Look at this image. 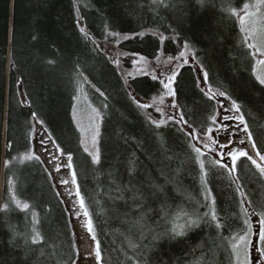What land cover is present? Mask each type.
<instances>
[{"label":"trees","instance_id":"1","mask_svg":"<svg viewBox=\"0 0 264 264\" xmlns=\"http://www.w3.org/2000/svg\"><path fill=\"white\" fill-rule=\"evenodd\" d=\"M250 1L0 0V264L79 261L68 207L36 144L56 149L67 164L71 154L68 168L94 226L98 264H236L230 243L245 234L248 213L264 220V177L246 157L232 176L196 144L214 126L215 96L223 92L264 155V85L230 12ZM180 51L187 63L175 59ZM126 55L154 62L161 79L178 73L172 116L179 121L183 114L196 140L181 123H150L153 107L139 108L129 93L150 104L165 91L149 74L125 78ZM92 85L104 95L91 97ZM80 89L99 102V164L85 152L73 118ZM226 127L233 129L232 122ZM190 144L205 153L206 186ZM33 154L40 159L26 158ZM13 193L28 210L16 206ZM213 208L220 228L210 220ZM185 214L200 224L174 237L173 225L183 224ZM33 228L43 238L36 245Z\"/></svg>","mask_w":264,"mask_h":264},{"label":"rangeland","instance_id":"2","mask_svg":"<svg viewBox=\"0 0 264 264\" xmlns=\"http://www.w3.org/2000/svg\"><path fill=\"white\" fill-rule=\"evenodd\" d=\"M259 0H251L248 2L250 5L258 4ZM250 11L256 12L257 10L255 8H250ZM238 15H243V5L238 9ZM238 15H236V19L238 21V25L241 29V25L238 19ZM264 21V7H260L259 12L256 16L251 17L250 20L246 23V26L249 28L255 27L257 29L256 38L253 39L250 37L248 39V43H256L259 46V41L264 38L262 36L261 32L259 31L261 28H264V23H261ZM245 35V33H244ZM109 50L107 52L113 53L115 58H117V52L114 48H112L110 45L107 47ZM255 49H252V52H254ZM122 57L125 56V53L121 55ZM189 55L185 53L184 59L181 60V62H184L185 58H187ZM126 57L131 62L130 67H122L120 68L121 74L127 78L129 76L133 75H139L143 73H147L149 75H153L152 66L154 62H151L146 59H141V56L139 55H126ZM112 57V59H115ZM259 59H264V55L257 52L254 56V68L256 69V72L254 73L255 76L257 75H264V65H257L256 61ZM136 61L134 64L133 61ZM171 66L175 67V64H177L176 61L168 62ZM202 88L207 90V87L202 84ZM93 91L91 94V97L94 94H97L98 96H101L102 91H97V87L92 85ZM79 95L77 97L76 103L73 107L72 114L73 118L77 125H79V129L81 132V139L82 144L84 148L88 149V153L95 154L97 151V140L96 143H93L92 137L93 135H96L97 129L99 130V123H100V107L98 101H91V98L82 91V89L79 90ZM209 92V90H207ZM83 93V94H82ZM159 98V99H158ZM152 99L150 101V104H154L155 107H153L154 112L157 113V116L150 115V118L155 121H159L160 119H165L168 116H172L175 114V110L172 107L171 97L167 96L166 93L162 96ZM161 98H163V103H161ZM218 107H217V120L214 126L212 127L213 131L207 133L202 137V139L197 142V146H203L205 144L209 145V148H205L208 152L213 154L217 159L219 158L217 153L223 151L226 153L228 151H231L233 149H240L244 148L246 151H248L249 147H246V136L245 132L242 126V123L240 120L236 121V133L237 138H234L233 135L231 137L230 133L231 131H227V133L224 131L223 124H224V113L223 111L229 110L226 108V106L223 104L221 100V96H215ZM219 98V100H218ZM232 102V101H231ZM99 107V108H98ZM156 107H161L163 109L164 115L162 116L160 112L156 111ZM93 109H96V112H93ZM234 110V109H233ZM98 113V115H97ZM83 129V131H81ZM98 136V135H97ZM219 136H223L225 138L222 141H219ZM242 137V139H238L239 137ZM211 137V139H210ZM212 139H215L217 141L216 144H212ZM240 141H244L243 144L240 143ZM230 142V143H229ZM225 144L227 147L225 149H221L220 145ZM44 146V145H43ZM40 144H36V151L45 158L46 163L50 166V172H52L53 176L55 177V183L58 186V190L63 193L62 197L64 198V201L66 203V206L68 207L70 217L74 226V232H75V239L78 246L79 251V261L78 264H98V260L96 259V242L95 240H92V235L90 232L87 231V221L88 218L84 215L83 210L80 207L78 197L76 195V191L74 189V185L72 183V176H70L68 164L66 163V159H62L58 155L53 154L52 152L47 151L46 149ZM214 149V150H210ZM254 152L256 150L254 149ZM44 154V155H43ZM256 158H258L257 163H260L264 165V161H260L259 157L255 154ZM225 163H231V160L226 157ZM57 169H59L57 171ZM264 177V176H263ZM62 181H67V183H63ZM213 210V209H212ZM247 221V228L245 230V233H247V239L248 244L244 247L238 249L239 259L240 261H244L245 264H264V260L260 257V252L257 251V249L264 250V242H262L259 238V232L261 229V221L257 219L255 216L251 215V213H248V220H244V224ZM239 237V236H238ZM237 237V239H238ZM235 239V242L236 240ZM237 255V253L235 254ZM236 264H238L237 256H236Z\"/></svg>","mask_w":264,"mask_h":264},{"label":"snow or ice","instance_id":"3","mask_svg":"<svg viewBox=\"0 0 264 264\" xmlns=\"http://www.w3.org/2000/svg\"><path fill=\"white\" fill-rule=\"evenodd\" d=\"M197 2L200 3L203 6L205 0H197ZM165 6H167V5H165ZM262 6H264V0H259V3L255 4V5H250L248 3H245L243 5V13H244L243 15H238L237 10L234 9V8L230 9V12H231L232 15H238V19H239V22H240V25H241L240 31L242 33H245L243 39H244V43H245L246 47L249 48V49H255V51L252 53L253 56H255L257 52H259L262 55H264V38H262L259 41V46L256 43H248L247 41H248V39L250 37H252L253 39L256 38L257 29L255 27H253V28L247 27L246 23L250 20L251 17H254V16L257 15V13L259 12L260 7H262ZM250 8H255L257 11L256 12L250 11ZM261 23H264V21H262ZM81 31H83V29H81ZM259 31L261 32L262 36H264V28H261ZM141 35H143V33H141ZM184 47H185V49L189 48V45H188L187 41L185 42ZM183 57H185V52L184 51H180L179 55L175 59H180V58H183ZM141 59H144V57H141ZM170 59H172V58H170ZM184 62L185 63L188 62L187 58H185ZM133 63L135 64L136 61L134 60ZM256 64L257 65H264V59L257 60ZM253 72L254 73L256 72L255 68H253ZM143 74L147 75V73H143ZM177 75H178V73L176 71H173L171 73V75H168L166 80H165V79H161L157 75L153 74L151 76V79L153 81H158V83L162 86V89L165 91L167 96L175 97L176 96V89H175L174 85L176 84ZM85 79H87V78L85 77ZM256 79L259 81V83L261 85H264V75H257ZM206 81H207V73H205V82ZM97 91H99V89H97ZM209 92H211V89H209ZM100 94H101V96L104 95V93H102V92ZM205 95H208V93H205ZM219 95L224 96L225 93L220 92ZM129 96L133 99V101L137 104V106L139 108L148 109V108H151V107H155L154 104L141 103L139 100L136 99L135 96H132L131 93H129ZM213 98H214V96L209 95V99H213ZM161 103H163V98H161ZM105 107H107V105H105ZM172 107L173 108L176 107L175 100H173ZM232 109H234L236 112L240 111L239 106L236 104L235 101L232 102ZM156 111L160 112L162 116L164 115L163 109L161 107H156ZM93 112H96V109H93ZM32 115H33V118L36 117V113H33ZM97 115H98V113H97ZM224 119H228V117H224ZM233 119H238V120L241 121V123H243V121H244V118H243L242 115L238 116V117H233ZM211 120H212V123L215 124L216 120H217V117L216 116H212ZM168 121H173L175 123H181L183 125H186L187 128L190 130L186 134L189 135L192 140H196L197 139L196 130L192 127L191 124L188 123L187 120H185L183 114H181V117H180L179 121H176L175 117H173V116H168L167 120H165L163 118L160 119L159 121L150 120V123L154 124L156 128H160L161 126L165 125ZM37 123L42 125L43 121H37ZM77 126L79 127V125H77ZM44 131L47 132L46 129ZM81 131H83V129H81ZM212 131H213L212 127H209L208 128V132L211 133ZM244 132L247 133V139L249 141H251L252 140V135H251V132H249V130H248L247 124H244ZM33 133H35V128L34 127H33ZM97 135H98V129H97L96 135H93V137H92L93 143H96ZM210 139H211V137H210ZM216 143H217V141L215 139H212V144H216ZM240 143L243 144L244 141H240ZM190 147L192 148V151H194L196 153L195 159H196V162L199 164V167H200L201 180H202V183H204L205 186H206L207 182L205 180V177L207 175V172H206L205 161H204V159H202V157L205 156V153L201 150L200 147H197L195 144H190ZM204 147L207 149V148H209V145L205 144ZM220 147H221V149H225L227 147V145L221 144ZM252 147L253 148L255 147L254 143L252 144ZM84 150H85V152H88L87 148H85ZM210 150H214V149H210ZM89 155L92 157V163L93 164H99L100 163L99 149H97L95 154L89 153ZM217 155H218L219 158L211 161V163L216 165V166H219L221 168L228 169L230 175L236 172V162H237V160L240 159L241 157H247V159L249 161H251V163L253 165L256 166V168L258 169L260 175L264 176V165H262L260 163H257V160L254 159L253 156L250 155L244 148L233 149L231 151H228L226 153V156H225V152H223V151L217 153ZM256 155L259 157L260 161H264V155H261L259 152H257ZM226 157L231 160V164L230 165L224 162ZM26 158L27 159H35V160H39L40 159L39 156H36L34 154L30 155V156H27ZM71 160H72V156H71V154H68V161H69L68 167L72 166L71 165ZM5 164L7 166L8 162L6 161ZM58 170L59 169H57V171ZM62 182L63 183H67V181H62ZM72 183L73 184H77L75 171H73V173H72ZM237 190L239 191L240 189L238 188ZM76 195L79 198V204H80L81 209H84V215L86 217H89V219L87 221V231L90 232V233H93L91 238H92V240H96V237H95V234H94V226L92 224L91 217L89 216V213H88V211H87V209L85 207L84 198L80 194L78 184H77V193H76ZM206 195L210 197V195H211L210 190L206 189ZM12 200L16 203V206L18 208H21V210H28L29 209V204L28 203L21 204L20 200L17 199V197H16V195L14 193L12 195ZM213 203H214V201H213ZM4 207L7 208V205H5ZM34 215H35V213H34ZM185 215L187 216V219L185 220V222L183 224H174L173 225V228H172L171 231H172L174 237L175 236H183L187 229L199 226V224H200V219L199 218L194 219L191 216H188L187 214H185ZM210 220H211V222H215L216 223V227L217 228L221 227V225L218 222V217H217V214H216L214 208H213V210H212V212L210 214ZM34 223H36V221H34ZM245 223H247V221ZM33 233L34 234L31 237V244L36 245V244L40 243L43 238L40 235V233L38 231H36L35 228H33ZM259 238H260V240L262 242H264V220L261 221V229H260V232H259ZM233 239H235V237H233ZM27 242L28 241L26 240L25 243H27ZM248 243L249 242H248V239H247V233H245L244 235H240L235 243H230V246L233 249V252L237 253L238 264H245L244 261H240V259H239L238 249L244 247ZM130 247L135 248L136 245L135 244H130ZM257 251L260 252L261 259L264 260V250L257 249ZM100 258H101V253H100V250H99V242H97L96 259L99 260Z\"/></svg>","mask_w":264,"mask_h":264},{"label":"flooded vegetation","instance_id":"4","mask_svg":"<svg viewBox=\"0 0 264 264\" xmlns=\"http://www.w3.org/2000/svg\"><path fill=\"white\" fill-rule=\"evenodd\" d=\"M219 100V99H218ZM222 100V99H221ZM222 102H223V104L226 106V108L229 110V112L228 111H223V113H224V117H228V119H224V124H223V128H224V131L227 133V131H231L230 133H232L231 134V137H232V135H233V137L234 138H237V133H236V131H234V130H236V121L235 120H237V119H233L232 117H238V115L236 114V112H235V110H233L232 109V107L227 103V102H224L223 100H222ZM230 114H232V116H230ZM232 122V127H233V129L231 128V127H226V125H229L230 123ZM243 126V125H242ZM244 129V128H243ZM245 136H246V139H245V142H246V147L248 148L249 147V149H248V153L250 154V155H252L253 156V158L254 159H256V160H258V158H256V156L254 155V154H252V152H254V149H253V147H252V143L247 139V135H246V133H245ZM225 138H223V136H219V138H218V140L219 141H222V140H224ZM238 139H242L243 140V138L240 136ZM247 158V157H246Z\"/></svg>","mask_w":264,"mask_h":264},{"label":"water","instance_id":"5","mask_svg":"<svg viewBox=\"0 0 264 264\" xmlns=\"http://www.w3.org/2000/svg\"><path fill=\"white\" fill-rule=\"evenodd\" d=\"M57 152V150L55 149V153ZM41 158L43 159V157L41 156ZM43 161L45 162V160L43 159ZM49 168H50V166H49ZM70 176H71V174H70ZM55 178V177H54ZM74 187V186H73ZM75 189V188H74ZM60 194H61V196L63 195V193H61L60 192Z\"/></svg>","mask_w":264,"mask_h":264}]
</instances>
